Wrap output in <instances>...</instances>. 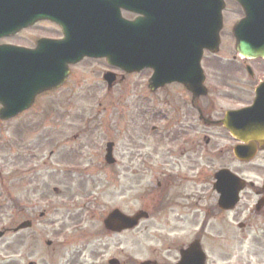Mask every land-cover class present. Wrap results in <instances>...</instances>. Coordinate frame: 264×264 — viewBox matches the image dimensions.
Segmentation results:
<instances>
[{"label":"rangeland","instance_id":"1","mask_svg":"<svg viewBox=\"0 0 264 264\" xmlns=\"http://www.w3.org/2000/svg\"><path fill=\"white\" fill-rule=\"evenodd\" d=\"M227 1L229 5L224 14L233 20L241 14V8L234 0ZM54 29L49 23H42L17 36L12 42L30 43L33 35L54 32ZM233 42L232 35L226 32L221 57L218 58L221 65L215 57L210 58V96L216 101L217 107L240 103L239 100L224 96H247V91L237 93L238 88L234 89L230 85L231 82L235 86L240 79L245 81V72L240 73L224 64L234 54ZM204 63L207 65L206 61ZM108 70H113V67L105 59L87 58L74 66V74L65 88L55 94L41 96L38 104L19 118L0 120V203L6 205L0 216V225L10 227L18 224L23 217L21 207H26L21 210L25 214H30V207L33 206H37L36 210L39 211L50 210L48 217L35 224L32 231L6 235L0 244L10 242L11 250L18 251V259L25 258L26 264L30 260L37 264H48L50 256L56 257L51 252L52 246L47 244L48 240H54L57 246L56 241L62 237L60 233L66 230L68 238L61 250L73 258L69 264H108L111 257H118L122 264H140L152 257L160 258L162 264H172L179 258V249L183 244H188L197 234L199 223L202 226L206 222L208 226L205 228L203 245L208 255L207 264H264V256L252 257V251H257V245L260 244L251 239L254 235L242 243L235 240L229 244L232 245L228 247L232 252L231 259L227 258L230 254L225 253L227 244L213 238L212 223L215 217L211 219L210 213L206 212L214 202L212 175H205L196 184L200 198L196 196L197 200L192 201V210L183 208L185 199L180 197L174 202L179 201L175 208L164 205L165 191L181 192L187 186L167 190L168 180L163 179L162 173L169 167L157 156L161 153L162 143L156 145V142H152L156 140L148 135L147 129L140 126L139 118L134 125H130V115L135 113L133 96L151 95L148 83L152 73L150 70L125 73L117 68L118 83L110 91L106 89L107 83L103 77ZM70 83L72 94L68 87ZM187 92L183 85L174 83L153 92V96L168 93L181 96ZM65 109L69 111L67 133L70 138L66 146L67 161L61 165L63 147L55 145L50 136L53 135L51 130H55V126L59 128V123L66 118ZM44 114L49 115L48 120L44 119ZM86 119L90 122L87 126ZM118 120L121 122L118 123ZM218 135L222 138L227 133L222 131ZM92 138L98 140L101 147L89 143ZM109 138L118 141V166H108L101 154ZM219 141L220 145L224 144L222 140ZM217 146L218 143H214V148ZM53 148H56L57 155L51 153ZM223 152L216 155V164L208 162L207 170L226 165L229 158L220 157ZM262 154L246 168L239 166L236 160L230 166L243 173L247 179L260 182L264 178V168L259 165ZM55 166L57 171L54 170ZM65 166H72L67 175L59 170ZM32 173L34 177L29 176ZM158 177L162 186H157ZM254 199V194L246 189L239 207L230 214L235 226L239 221L264 222V212H250ZM114 207H120L128 214L145 208L151 211V216L133 230L108 233L103 228L102 220ZM220 218L221 215H218ZM19 236L26 237L22 244Z\"/></svg>","mask_w":264,"mask_h":264},{"label":"water","instance_id":"2","mask_svg":"<svg viewBox=\"0 0 264 264\" xmlns=\"http://www.w3.org/2000/svg\"><path fill=\"white\" fill-rule=\"evenodd\" d=\"M68 1L0 0V36L14 33L39 18L58 22L66 35L61 41L42 40L33 50L0 45V119L17 115L29 108L39 93L60 86L69 74V64L84 56L106 57L110 64L127 72L151 67L154 69L150 80L152 90L178 81L195 96L207 94L201 59L205 48L212 52L219 49L224 0H175L180 5V18L184 16L187 23L199 21L195 34L188 30L179 34L168 32L166 14L159 19L147 2H144L146 18L136 24L120 21L118 7L124 5V0H96L80 5ZM238 1L248 16L235 26L237 49L247 57H264V0ZM147 20L155 25H160V21L163 24L146 31ZM105 77L112 82V76ZM256 92L253 105L229 111L222 120L235 137L245 142L235 148V155L241 159L254 155L255 141L264 142V84ZM218 177L220 205L231 208L239 200L242 181L228 170ZM146 216L143 211L128 216L115 209L105 219V225L121 231L135 227ZM26 226L28 222L19 225L17 230ZM204 262L205 253L199 242H195L183 251L179 264Z\"/></svg>","mask_w":264,"mask_h":264},{"label":"flooded vegetation","instance_id":"3","mask_svg":"<svg viewBox=\"0 0 264 264\" xmlns=\"http://www.w3.org/2000/svg\"><path fill=\"white\" fill-rule=\"evenodd\" d=\"M37 2H57L58 0H36ZM135 4H138L139 2L143 0H132ZM226 1V8H228L229 2ZM96 0H72L71 3H76L78 5L80 4H87V3H94ZM234 2L240 6L241 8V14L237 18H233V20H229L226 14H224L223 17V25L221 30V47L220 52L223 48V42L226 35V32H229L232 35V40L234 41L232 44L233 51L236 52V37L234 34V26L237 21H239L242 17L245 16L244 10L242 9L241 5L238 3L237 0H234ZM62 3H68L66 0H62ZM159 8V7H158ZM157 8V9H158ZM161 13L166 14L165 17V25L168 32L174 31L175 34H179L185 31H192L195 30V27L192 23H186L185 17L180 18L181 14L179 13V7L174 4L173 0H164L162 2L161 6ZM120 10V6L118 7ZM141 7L137 8L136 11H128L126 9H122L123 17L129 20H144V17L141 13H139V10ZM42 23H49L51 29L54 27V32H47L40 35H33L31 37V42L22 44V43H14L12 42L13 39H15L17 36L23 34L26 31H31L38 27ZM177 32V33H176ZM65 37V32L61 24L58 22L49 19V18H42L36 20L32 25H30L27 28H21L16 33H13L11 36H6L0 39V43H11L18 46L23 47H29V48H37L39 45V42L42 40H59ZM215 57L221 65V61L218 59L220 55L218 54H212L205 51V56L203 59V66L206 72V84L208 86L209 92L207 95L202 96H195L191 92H187L186 95L181 94V96H173L171 94H167L163 96H153L155 95L156 91H152L150 88L151 95L148 96H133L135 99L134 108L135 113H131L130 115V125H134L136 122V119H140V126L144 129H147L148 135L153 136L152 138L155 139L156 145L162 143L161 153H158L157 156L161 157L162 163L167 167H169L166 171L162 173L163 179L168 180L166 187L167 190L169 188H177L179 186H182V188H186L187 191H181V192H166L164 193L165 196H163V203L164 205H167L168 208H175V206L179 205V201L174 203L177 198L185 199L183 203V208L188 209L189 211L193 208L192 201L197 200L196 196L200 198V196L197 194L198 190L196 189L198 183H200L201 179L209 174L212 175L211 177V190L212 193H214V202L212 205H210L206 212L210 213L209 216H211V219L215 220L212 223V235L213 238L217 241H223L227 244V249L225 250V253L230 254L227 256V258L232 257V253L228 250L229 244L233 241H243L244 238H249L251 235H255L251 237L252 240H255L256 242H259L260 244L257 245V251L254 252L253 256L260 257L264 256V252H260V250L264 251V222H254V221H248V222H238L237 226L234 225L235 221L230 219V214L234 212L235 210H226L220 207L219 205V192L216 188V174L218 171L222 169H230L236 174L240 175L241 178L245 180V187L240 192L241 195V201L243 200L244 193L246 192V189H250V191L254 194L255 199L253 200L250 212H258V214H261V212H264V178L260 182H255L253 180L247 179L244 174L237 172L235 169H232L231 164L233 162H238L239 166H242L243 168H246L247 165H249L252 162H245L238 160L234 155V147L239 143V141L234 138L229 130L225 127V125L222 122V119L225 117L228 111L239 109L242 107H246L252 104L254 98H255V90L256 87L264 83V59H251V58H241L238 57L236 53L232 54L233 60L231 62H225L224 64L227 65L229 68H235L240 73H244L246 75L245 81L240 79V82H236L235 86L230 82V85L234 87V89H237L238 92H245L247 91V96H224L227 99H236L239 100L240 103H233L231 106H228V104H221L223 106L217 107L216 101L213 99L211 94L212 86L209 84L210 80V72H211V57ZM86 60V58L84 59ZM84 60H82L80 63H82ZM208 60V61H207ZM207 62V65H205L204 62ZM74 64L69 65L70 67V73L68 74V77L66 78L65 82L62 84L61 87L42 93L39 96H49L51 94H55L57 91H59L62 88H65L68 85V80L71 78V75L74 74V66L80 64ZM251 69H250V67ZM117 68L113 67V71L116 72ZM120 70V69H119ZM151 71V70H150ZM117 73V72H116ZM152 73V71H151ZM118 74V73H117ZM119 75V74H118ZM212 75V74H211ZM124 75H121V77ZM116 83L110 88V91L116 88ZM176 84V83H175ZM169 85H165L166 88ZM70 93L72 94L73 88L72 83L68 86ZM163 87V88H164ZM107 89V88H106ZM109 90V89H108ZM160 89H158L159 91ZM66 96H69L68 94ZM242 100H245L244 102ZM225 106V107H224ZM66 114V118L61 121L60 127L57 128L55 126V130H51L53 132V135L50 137L55 141V145H59L63 147V153L61 155V165H64L67 161V149L66 146H68L67 142H69L70 135L67 133V128L69 125V122L67 121V116H69V111L64 110ZM43 112V111H42ZM132 112V111H131ZM138 112V113H137ZM52 114V109L50 111V115ZM24 114H21L18 116H22ZM45 120H48L49 115L44 114L42 115ZM54 118V115H53ZM16 119V118H14ZM105 121V120H104ZM60 122V121H57ZM118 123L121 121L118 120ZM116 122V123H117ZM106 123V122H105ZM104 126V125H103ZM217 130H221L216 132ZM227 133V136L223 135L222 138L216 134H220L221 132ZM204 132V133H203ZM103 134L105 132L103 131ZM101 134L102 137L104 135ZM104 139V138H103ZM107 140V139H106ZM218 140V141H217ZM222 140L224 144L220 145V141ZM113 141V153L116 158V163L113 165H108L110 167L112 166H118L120 163L119 159V150H118V141L117 139L109 138L106 142ZM218 143L219 146L214 148V143ZM89 143L100 145V142L98 141H91ZM258 152L256 154L255 159L259 156V154L264 153V142H256ZM8 146V143H7ZM101 146V145H100ZM9 148V146H8ZM68 148V147H67ZM54 150L51 152L53 155H57L56 148H53ZM225 151V152H223ZM154 153V151H152ZM222 153L220 157L223 158H229L226 160V165L214 168L209 171L207 170L208 162L212 164H216L218 153ZM102 157L105 155V148L102 150ZM156 156V157H157ZM57 158V156H56ZM259 165L261 168H264V154L260 156V162ZM54 170L57 171L58 168L55 166ZM60 172L63 171L65 175H67V169L60 168ZM65 170V171H64ZM136 171V169H134ZM31 175V174H30ZM34 177V175H33ZM157 180V186H162V182L160 178H156ZM181 188V189H182ZM262 202L263 205H260L258 207V204ZM188 203H191L192 205H189ZM37 206L30 207L31 213L25 214L21 210L26 209V207L20 208V213L23 215V219H31L33 221L32 226L28 230H33L34 227H36L35 224L38 225V221L36 222V217L45 218L49 215L50 210H36ZM49 207V206H47ZM239 207V206H238ZM237 207V208H238ZM6 206H0V216L3 215L5 211ZM218 215H221V218L218 219ZM36 219V220H35ZM197 223L198 220V214L196 218ZM210 224V223H209ZM0 228L6 229V232L8 233L10 230V227L5 226L4 224L0 225ZM208 226V223L205 225L200 226L199 223V229L196 231L197 234L193 237L194 239H201L204 236L205 228ZM22 233V232H21ZM20 244L24 242V238L19 236ZM4 237L0 238L2 240ZM54 240L49 239L47 244L49 246H52V254L56 257L52 258L51 256L47 259L48 264L50 262L59 263V264H69V260L63 259L59 256V252H55L56 250V244L53 243ZM19 252L11 250L10 248V242H2L0 244V264H26L25 258L24 263H22L23 259H18ZM24 257V255H23ZM58 259V260H57ZM19 260V262H18ZM60 260V261H59ZM158 262L154 264H162V261L160 258H157ZM264 260V259H262ZM34 264H37L35 261Z\"/></svg>","mask_w":264,"mask_h":264},{"label":"bare ground","instance_id":"4","mask_svg":"<svg viewBox=\"0 0 264 264\" xmlns=\"http://www.w3.org/2000/svg\"><path fill=\"white\" fill-rule=\"evenodd\" d=\"M162 24H163V23L160 21V26H162Z\"/></svg>","mask_w":264,"mask_h":264}]
</instances>
